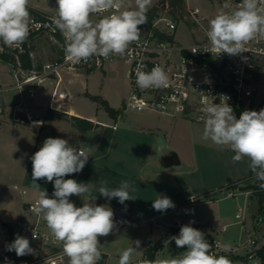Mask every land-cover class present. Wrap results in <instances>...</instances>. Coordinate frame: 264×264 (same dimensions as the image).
Masks as SVG:
<instances>
[{
  "label": "clouds",
  "instance_id": "clouds-1",
  "mask_svg": "<svg viewBox=\"0 0 264 264\" xmlns=\"http://www.w3.org/2000/svg\"><path fill=\"white\" fill-rule=\"evenodd\" d=\"M29 3L30 0H0V41L4 46L20 48L28 39L31 27L36 26L30 16ZM56 4V15L51 18V23L64 38L66 59L79 64L93 56L105 59L123 56L131 44L139 41V26L147 22L152 0H135L134 7L130 0H56ZM93 14L102 18L93 21ZM206 36L211 48L219 54L236 56L248 51L246 45L250 41L264 40V0H240L238 5L225 0L221 10L209 20ZM135 71V82L141 91L165 89L172 83L159 65L150 71H144L143 66ZM222 98L219 104L212 101L202 106L204 128L201 139L230 149L235 153L233 162L246 158L259 186L264 188V109L245 110L237 119L227 103L229 98ZM89 156L87 149H77L66 139L47 138L31 157L32 187L38 192L31 210L46 223L54 240L62 244L67 264H99L102 246L98 237L108 236L114 228L111 207L96 205L87 199L83 206L77 207L70 200L73 195L83 197L92 191L90 183L65 179L81 172ZM41 179L53 183L51 197L36 183ZM135 190L129 181H122L114 188L101 184L98 193L124 204L135 199L130 195ZM152 206L163 212L175 205L167 196L157 195ZM172 240L178 248L186 246L187 250L178 257L145 260L143 264H232L228 257L217 256L204 233L190 224L182 226L179 235L165 241V247ZM135 244V248L131 245L120 253L119 264H132L140 242ZM7 250L15 251L18 257L33 252L30 241L19 235Z\"/></svg>",
  "mask_w": 264,
  "mask_h": 264
},
{
  "label": "built area",
  "instance_id": "built-area-1",
  "mask_svg": "<svg viewBox=\"0 0 264 264\" xmlns=\"http://www.w3.org/2000/svg\"><path fill=\"white\" fill-rule=\"evenodd\" d=\"M225 0H210L209 9L202 10L200 6L183 0V12L176 14L167 3L165 7L155 10L150 20L139 26L141 35L139 41L131 44L123 56L113 55L108 59L93 56L87 62L72 64L66 59L64 38L58 29L51 23V18L56 15V10L48 11L35 7L29 3V12L36 26L31 27L30 35L20 48H8L0 41L3 51L14 57L16 66L13 67L15 83L13 85L0 84V92L10 89L26 90L29 96H34L36 86L46 78L56 75L62 69L92 71L104 66L107 61L122 58L128 65V75L131 83L129 96L123 101L124 107L137 110L153 109L172 117L186 118L204 125L201 117V108L205 102L219 104L224 96L228 97L227 103L233 108L236 118L245 110L255 111L263 106L261 100L256 101L258 87L262 80L264 68V40L250 41L246 48L248 51L232 56L218 53L211 48L206 36L209 20L221 10ZM233 5H238L240 0H231ZM104 13L103 15H108ZM98 19L101 15L93 14ZM182 27L184 30H182ZM180 31L185 32L181 34ZM181 35V36H180ZM48 38L58 45L59 54L55 60L39 64L34 59L33 40L38 37ZM195 51V52H193ZM27 54L33 60L31 68H24L20 62V55ZM159 65L168 73L172 83L165 89H149L141 91L136 85V69L143 66L144 71H150ZM64 93L59 97L64 98ZM0 117H6L17 125L29 123L39 128L42 119L33 116L27 111L10 107L0 101ZM81 149L82 147H76ZM90 160V156L87 162ZM85 168V167H84ZM83 168V169H84ZM83 171V170H82ZM81 171V172H82ZM256 180L255 175L251 178ZM239 182L234 188L227 190L228 196H234ZM230 187V186H227ZM232 187V186H231ZM246 191L245 193H248ZM213 197L212 193L202 195H189L187 202L190 204L204 202ZM37 200L27 204V211L32 212V207ZM102 205L98 201H91ZM90 202V203H91ZM114 212V228L128 225L133 218L119 209ZM244 207L238 208L235 217L242 223L245 219ZM153 219V217H151ZM183 225L177 223V226ZM246 243L255 249L260 247L255 231L244 228ZM22 236L30 244H39L42 256L29 259L22 264H64L62 244L56 242L50 231L42 226L41 219L36 216L31 220L24 215L14 221L12 225H3L0 222V264L2 261L9 263L7 255L8 246L16 236ZM263 243V242H262ZM212 251L219 256V251L224 246L216 237L209 238ZM230 249V248H228ZM254 252L249 253L251 257ZM256 264V263H254Z\"/></svg>",
  "mask_w": 264,
  "mask_h": 264
},
{
  "label": "crops",
  "instance_id": "crops-1",
  "mask_svg": "<svg viewBox=\"0 0 264 264\" xmlns=\"http://www.w3.org/2000/svg\"><path fill=\"white\" fill-rule=\"evenodd\" d=\"M89 72L91 71H87V73ZM83 75L84 72L81 70L62 69L58 74L40 82L35 88L34 96H29L26 90L22 89H13L14 92L19 90L21 92L19 94H12L9 90L0 92V101L4 104L10 107L16 106V108L22 111L25 110L42 119L39 128L29 123L27 125H17L20 128L12 130L16 137L13 140L15 145L13 152L16 162H18L14 166L16 174L22 175L20 171H23L24 176L28 174L30 176L28 178V190L26 193L23 191L24 195L21 196L20 202H18V216L24 215L31 220L36 218L33 212L26 209L29 202L38 199V192L32 187V155L42 147L47 138H61L68 140L69 144L75 148L79 146L87 149L90 154V160L86 163L82 172L65 177V179L71 178L79 183L93 185L90 194H85L83 197L75 195L70 197L71 202L77 207L83 206L85 199L88 202L95 200L102 205L111 207V209L116 208L129 214L133 218L130 224L140 220L154 223L166 219L170 222L168 229L171 226L178 227L177 223H182L183 225H179L180 227L190 224L204 233L203 229L198 226L199 218L202 215L192 213L191 217H185L182 214L187 206L194 205L187 202L188 196L194 193L206 192L205 194L213 193L210 200H218V194L223 193L225 186L234 188L236 182H239V186L243 185L244 180L249 177L250 168L247 161L244 160L241 167L233 169V171L226 169L223 173L220 172L215 176L212 175V177L208 175L207 179L203 177L200 181L195 180V178L192 179L189 175L195 171L196 164L193 163L198 159L197 156L196 158L195 156L189 158L191 152L188 151V146L191 142L206 148L212 146L211 142H205L201 139L203 124L182 117H172L153 109L128 113L127 107L124 106H122V111L108 106L111 113L109 120H101L93 114L81 117L79 116L81 114L69 106L71 93L69 88L72 84L77 83ZM261 81H264V71L262 72ZM46 82L48 85H53V87L50 93L42 96L47 100V105H41L40 98L37 100L34 98L37 95L36 90ZM0 84L5 85L6 83L0 82ZM59 93H64L66 96L61 98ZM47 108H52L61 113L62 116L45 118ZM72 116L89 120L92 122V126L85 128L82 121L74 123L71 119ZM4 121L0 120V131L4 126ZM203 154L209 158L215 157L211 153L203 152ZM189 162L191 163L189 164ZM183 175H187V177H183ZM122 181H129L135 187V192L130 193L135 199L121 204L116 198L108 200L98 193L101 184L114 188ZM36 183L39 184L41 189L46 190L49 197L52 196L53 183L44 179L42 182L36 181ZM239 186L235 190H244V192L248 190L241 189ZM245 194L247 195V193ZM157 195L167 196L175 206L163 212L155 210L152 205ZM225 196H228L227 192ZM248 197L247 195L246 201H249ZM193 221L194 223H192ZM41 222L43 228L49 231L42 219ZM212 235L211 233L207 234L209 238L216 237ZM145 236L146 234L142 232L135 237V241H139L142 248ZM222 245L226 246L225 244ZM64 264H67L65 256Z\"/></svg>",
  "mask_w": 264,
  "mask_h": 264
},
{
  "label": "rangeland",
  "instance_id": "rangeland-1",
  "mask_svg": "<svg viewBox=\"0 0 264 264\" xmlns=\"http://www.w3.org/2000/svg\"><path fill=\"white\" fill-rule=\"evenodd\" d=\"M157 1L158 0H152L151 7ZM130 2L134 7L135 0H130ZM189 2L200 6L202 10L209 9L210 5V0H189ZM30 4L48 11L56 10L57 7L56 0H30ZM181 12H183V8ZM91 19L93 21L98 20L94 15L91 16ZM182 30H184L183 27ZM180 33L183 35L185 34L183 31H180ZM32 50L34 51V59L39 64L55 60L59 54L58 45L42 36L33 40ZM0 82L6 83L5 85L8 86L15 83L13 65L2 59H0ZM52 87L53 85H48L47 82L41 85V87L36 90L37 95L34 99L37 100L40 98V104L47 105V100L42 98V96L44 94L46 95V93H50ZM69 90L71 92L69 106L72 107L74 111L81 114L79 116L85 117L93 114L101 120H109V118H111V113L107 109V106L122 111L123 101L130 94L131 83L128 75V65L120 57L107 61L102 68L94 69L89 73L84 71V75L79 78L77 83L72 84ZM9 91L12 94L21 93L19 90H16V92H14L13 89ZM259 100L264 103V81H261L258 88L256 101L258 102ZM261 109H264V105L263 107L255 109V111H260ZM135 111H137V109L127 107L128 113ZM0 120H5L4 126L0 131V222L12 225L14 221L20 217L18 216V202H20L21 196L24 195L23 191L26 193L28 190V178H30V176H28L29 174L24 176L23 171H20L22 175H17L14 167L18 162H16L13 152V147H15L13 140H15L16 137L12 130L16 128L18 130L20 127H17V124H14L6 117ZM188 148V151L191 152L189 155L190 157H188L191 159L197 156L198 159L193 163L196 164L195 171L189 175L192 179L195 178L197 181H200L203 177L207 179L208 175L212 177V175L215 176L220 172L223 173L226 169L228 171H233V169L241 167L244 160L249 164L246 158L240 162H233L232 157L235 153L227 147H220L212 144L211 147L206 148L205 146L196 145L191 142ZM203 152L207 154L211 153L215 157L209 158L207 155H204ZM223 152L226 154L224 155ZM27 161L26 158V162ZM190 163L191 162H189V164ZM183 177H187V175H183ZM38 181L42 182L43 179ZM257 182L258 181H252L247 178L244 180L243 185L255 184ZM225 187L228 188L227 186ZM229 188L232 189L231 187ZM227 190L224 189L221 195L218 194V200L206 199L199 204L187 206L182 211V214H184L185 217H191L192 213L202 215L201 218H199L198 226L203 229L206 235L205 239L209 243V236H207L209 233L213 234L212 236L218 237L220 239L219 241L226 245L224 249L219 251V256L228 257L232 261V264H234L242 261L239 259H231L230 256H245L247 254L249 256V253L255 250L253 246L246 243V232L244 228H252L255 231L258 243L262 244V242H264V219L258 218L259 213L257 212L256 199L250 198L249 194L252 188L249 187V192L247 193L249 201H246L247 195L245 194L248 190H245V192L244 190H237L235 196H225ZM205 193L206 192L194 193V195H202ZM243 207L245 219L241 223L239 219L235 217V213L238 211V208ZM142 221L143 220H140L132 224L113 228V231L108 236L98 237L99 243L102 246L101 252L106 254L104 261L106 264H119L120 253L131 245L135 248V237L142 232L146 234L145 242L142 244L143 248L139 245V248H137L138 252L133 254L132 264H143L146 260L147 247L156 244L162 239L170 222L166 221V219H163L162 222L156 221L154 223H151V221ZM220 229L223 230L221 231ZM30 247L33 249V252L25 255L28 257L27 260L40 258L42 256V249L39 244L32 243ZM186 250V246L178 248L174 240L168 243L167 247H165L164 242V244L156 250L153 261L178 257ZM247 262L250 264L259 263L257 256H254V254L248 257ZM2 263L7 264L5 261H2Z\"/></svg>",
  "mask_w": 264,
  "mask_h": 264
},
{
  "label": "trees",
  "instance_id": "trees-1",
  "mask_svg": "<svg viewBox=\"0 0 264 264\" xmlns=\"http://www.w3.org/2000/svg\"><path fill=\"white\" fill-rule=\"evenodd\" d=\"M169 4L170 9H174L176 14L179 15L181 13L182 9V3L183 0H158L154 5L148 10L147 12V20H150L152 15L154 14L155 10L159 7H165L166 4ZM0 58L4 61H7L13 65V67L16 66V62L14 60V57L8 53L0 52ZM20 62L21 65L24 68H31L33 60L30 59V57L27 54H21L20 55ZM262 107V106H261ZM107 109L110 110V108L107 106ZM53 116H62L61 113L56 112L52 108H47L45 113V118H51ZM74 123H77L79 121L84 122L85 128H89L92 126V122L89 120H86L84 118H78L76 116H72L71 118ZM253 172L250 170L249 177L252 178ZM255 181H258L257 179ZM260 182L258 181L255 184H246V185H240L239 187L242 189H249L252 188L250 195V198H255L257 202V212L259 213V219H264V188H261L259 186ZM234 187V186H233ZM181 227L171 226L166 233L163 234L162 239L159 240L154 245H149L147 247V253H146V260L153 261L154 260V254L158 248H160L167 239L171 238L172 236L179 235ZM7 255L9 256V263L10 264H22L23 262L27 261V256H17L15 251H8ZM254 256H257L258 258V264H264V242L262 245L254 250ZM106 254L102 252V259L99 262V264H104ZM248 254L245 256H230L231 259H239L242 262L234 263V264H250L248 263ZM26 259V260H25Z\"/></svg>",
  "mask_w": 264,
  "mask_h": 264
},
{
  "label": "water",
  "instance_id": "water-1",
  "mask_svg": "<svg viewBox=\"0 0 264 264\" xmlns=\"http://www.w3.org/2000/svg\"><path fill=\"white\" fill-rule=\"evenodd\" d=\"M3 225H6V223H3Z\"/></svg>",
  "mask_w": 264,
  "mask_h": 264
}]
</instances>
